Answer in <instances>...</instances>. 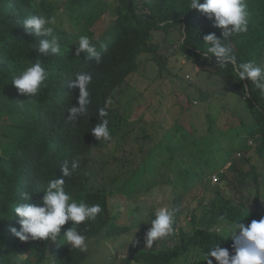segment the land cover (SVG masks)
<instances>
[{
    "label": "clouds",
    "instance_id": "1",
    "mask_svg": "<svg viewBox=\"0 0 264 264\" xmlns=\"http://www.w3.org/2000/svg\"><path fill=\"white\" fill-rule=\"evenodd\" d=\"M111 1L107 0V3H111ZM106 7L109 8V5L107 4ZM190 9H197L206 14L211 25L220 32L219 37L214 32L204 35L203 42L207 47L206 54L214 56L216 64L222 69L228 65L235 66L238 80L243 81L244 88L240 89L234 86L228 77H226L227 79L219 77L211 70L206 73L199 71L200 68L182 50L186 37L184 29H182V35H179L174 29L169 32L170 38H174V40L166 51L163 48L158 50L162 56L161 60L160 57L158 60L160 63L164 61L166 64L169 56L176 57L186 73L182 79L176 78L175 74L172 75L173 78L176 81L188 83L196 90L201 89L197 79L207 86L219 87L222 94L213 91L214 96L208 98L217 99V102L207 103L210 107V115L207 114V116L217 118L220 115H225L226 119L215 130L210 124L206 135L203 137L197 136L196 130L193 131V124L189 130L179 124H177L179 128L176 129V124L173 125L177 132L181 133L179 130L182 129L191 135V141L200 140L196 157L185 163L186 159L180 160L179 155H176L177 152L166 153L163 162L159 161L160 159L154 160L153 171L142 176L150 183L146 186L148 191L134 194L130 199H126L123 193L119 194L124 197L126 204L125 211L119 212L121 218L116 221L117 225L122 227L116 235V240L113 242L109 240L108 243L124 246L128 251V247L132 244L135 246L139 244L147 251L152 248L159 250L164 246V240L172 246L170 240L175 242L184 236L196 234L203 240H213V244L205 250L203 258L197 264H264V134L259 133L255 136L258 138L239 137L230 131L231 128L238 127L236 125L238 122L248 124L253 121L248 114L246 101L252 100L255 108L264 113V61L258 63L255 60H248L237 65L232 46L233 37H236L241 42L243 50L250 56H254L256 54L253 53V48L264 45V18L262 16L264 0H190ZM89 13L90 11H86L83 14L87 16ZM84 16L78 22L79 24L83 23L82 20L89 18ZM18 23H22L25 31L29 34L44 38L40 40L38 45H34L35 50L41 56L49 57L61 54V37L54 28L57 23L54 16L30 15ZM161 33L166 36L164 32ZM156 34L157 39L164 36L160 32ZM90 35L91 32L88 36L81 35L76 38L75 55L77 57L84 54L87 62L100 65L106 60L112 62L123 55L120 52L112 54V50L105 49L106 45L103 44H100V48H98L102 38L91 40ZM141 54H146L148 62L157 68L156 75L150 81L162 77V75L159 76V63H156L153 56L148 53ZM29 65L14 76L11 83L20 94L33 97L45 86L48 73L39 60L35 63L29 61ZM138 67L137 62L135 71L125 76L124 82L121 84L116 83L117 78L113 75V81L110 84L97 85L96 82L97 84L90 88H95L99 92L113 88L114 94L123 87L126 79L134 74ZM164 69L167 71L166 65ZM191 76L194 77V84L190 83L193 80ZM119 78L121 77L119 76ZM91 82L92 74L90 72L77 73L73 75L66 86L56 85L61 94L68 100L69 106H64L58 102H47L50 111L53 112L52 115H49V120L53 124L52 134L49 138L58 141L67 139L69 136L65 130L67 123L75 122L78 119L80 121L76 123L89 127V136L93 138V146L81 159L86 160V169L89 168V170L83 171L79 161L69 162L65 160L60 167L63 178L51 179L46 187L45 184L41 185L36 191L45 194L41 202L29 203L30 195L22 193V200L25 202L14 208V214L19 217L20 228L19 230L11 229L12 234L22 242L30 239L51 240L50 245L52 246L70 247L83 251L86 253L83 264L101 258L104 260L103 257L107 258L108 248L103 245L104 253L100 255V244L94 240L95 237L88 239L81 232L84 229L83 226L88 224L90 227L92 222L95 223L105 217L104 210L93 201V197L103 188L122 189L126 179L139 173L138 165L147 160V156L152 155V150L156 145V143L153 147L148 145L150 142L149 135L136 136L140 127L138 125L144 121H139V117L143 114L138 118L130 119L128 113L130 103L127 101L126 112L123 111L121 114L117 113L115 103L111 107V100L106 101L104 106L95 104L93 93L90 94L89 92ZM229 88L237 90L241 95L231 93L229 96L227 90ZM73 89L78 91L75 92ZM196 90L195 92H197ZM199 99L200 95L195 100ZM195 100L192 104L196 103ZM224 100H227V105L233 104V107H238L240 115L235 122L231 121L235 117L233 107L227 113L223 111L224 104L222 101ZM131 101L133 102L132 98ZM240 103H242L241 106ZM51 105H54L55 108ZM127 106L129 107L127 108ZM217 106L221 111L220 115L216 113ZM107 109L111 110L112 116L119 120V125L112 135L107 118ZM191 109L193 108L188 106V110ZM173 127L162 132V135ZM133 136L135 139L138 138L136 142H140L138 153L144 154L134 170L127 171L136 163V158L127 159L118 153L110 154L106 158L104 156H92L93 151L101 142V144L107 145L106 141L114 139L117 144H121L129 141ZM175 136L177 137V135ZM143 144L147 146V149H144ZM120 147L118 145L117 148ZM193 151H195V146H193ZM225 152L229 153L228 158L223 156ZM200 155H204L211 163V166L204 169L203 174L199 173L202 164V161L198 160ZM90 156L92 157L88 165L86 158ZM235 156L238 158H233ZM128 161H130L129 165L126 164ZM185 170H187V174L195 175V178H186L184 182H178L176 174H181ZM118 171L123 173L125 171V178L122 175L117 176L116 172ZM74 172L77 175L71 177ZM88 174L90 175L86 183L79 186L86 180ZM77 176L80 177V180ZM65 177H67L69 187L75 189L70 194H67L64 189V184L67 186ZM203 182H206V191L215 192L214 197L207 198L206 194L200 198L199 205L195 206L192 203L195 202V199L187 201L186 204V194L194 189L196 183L202 184ZM217 183L222 184L224 191L216 187L215 184ZM177 193L180 196H176ZM159 194L162 195L161 201H153L150 205L142 203V197ZM119 195L114 196V198L116 199ZM106 197L108 201L113 198L110 195ZM237 200L243 205L242 208L234 210L232 214L226 213L229 205L237 203ZM107 207L110 209L108 212L112 215V209L108 203ZM133 217H139L142 224H132L130 219ZM123 219L126 221L122 222ZM70 221L73 222L74 226L61 233L62 227ZM183 221L185 225L180 226ZM142 225H144L143 229H146V232H142L140 235ZM132 229L137 231V235L131 239L130 243H123V236H131ZM142 236H144V243L147 248H144L139 241ZM162 241L163 243H161ZM154 242L158 243L157 247L153 246ZM102 243L106 245L107 241H102ZM91 246L94 248L92 249ZM127 259L120 264H128ZM188 264H196L194 256L189 259Z\"/></svg>",
    "mask_w": 264,
    "mask_h": 264
},
{
    "label": "trees",
    "instance_id": "2",
    "mask_svg": "<svg viewBox=\"0 0 264 264\" xmlns=\"http://www.w3.org/2000/svg\"><path fill=\"white\" fill-rule=\"evenodd\" d=\"M95 3L103 4L102 10H106L108 17L112 19L97 47L100 48V44H103L106 45L105 49L112 50V54L119 52L123 54L112 62L106 60L100 65L87 62L84 54L79 57L75 55L76 38L81 35L88 36L89 27L96 19L93 12L84 16L85 10ZM107 4L109 8L106 7ZM60 9L65 12L74 10L78 15L75 20L68 23L62 19ZM37 14L56 18L57 23L54 28L61 37V54L41 56L35 50L34 45H38L44 38L29 34L25 31L23 24L18 23L23 18ZM83 16L89 18L82 20L83 23L79 24ZM262 16L264 18V12ZM171 29L176 30L179 35H182V29H184L186 37L182 50L200 68L199 71L206 73L211 70L219 77L225 79L228 77L234 86L244 88L243 81L238 80L235 66L228 65L222 69L216 64L214 56L206 54L204 35L214 32L219 37L220 32L211 25L206 14L197 9H190V0H112L111 3H107V0H61V4L56 0H0V264H45L46 261L48 264L84 263L86 253L83 251L70 247L52 246L50 245L51 240L30 239L22 242L11 232L12 228L17 230L20 228L19 217L14 214V208L25 202L22 200V193L30 195L29 203L41 202L45 194L36 191L41 185L45 184L46 187L51 179L63 178L60 167L65 160L79 161L83 171L89 170V168L86 169V160H81L93 146V138L89 136V127L76 123L80 121L78 119L67 123L65 128L69 134L67 139L58 141L49 138L53 129L49 115L53 112L50 111L47 102H58L69 106L68 100L56 85L64 87L73 75L90 72L92 82L89 92L93 93V102L104 106L106 101L111 100L112 107L115 103L112 97L113 88L99 92L90 87L97 83V85L110 84L113 81V75L117 78L116 83L121 84L125 76L135 71L141 53L151 54L156 63H159V76L163 75L166 64L164 61L160 63L162 56L158 50L163 48L166 51L167 47L172 44L174 38L169 36ZM159 32H164L166 36H160L157 42H154L153 39ZM232 46L237 65L248 60H255L258 63L264 61V45L253 48L252 51L256 54L254 56H250L243 50L241 42L236 37H233ZM159 57L160 60H158ZM37 60L43 63L48 73L46 84L36 96L22 95L11 81L21 70L30 66L29 61L35 63ZM184 83L189 91L180 93V98L185 100V104L187 103L189 107L193 108L192 102L198 99L197 93L198 96L200 95L199 102L206 106L207 103L217 102V99H208L209 94L202 91V88L196 90L195 87ZM227 90L229 96L231 93L241 95L235 89ZM222 104H224L225 113L233 107V104L227 105V100L222 101ZM160 105L162 107V100ZM246 105L253 121L248 124L238 122L236 123L238 127L231 128L230 131L239 137L258 138L255 136L259 133L264 134V113L255 108L252 100L246 101ZM51 106L55 108L54 105ZM107 111L112 135L119 125V120L112 116L111 110L107 109ZM144 116L145 113L139 117V121L144 120ZM175 127L179 128L177 124ZM179 131L181 132L180 137L175 135L166 137V133L162 135L156 142L152 155L147 156V160L138 165L139 173L126 179L122 189L103 188L95 194L93 201L102 207L105 217L95 223L92 222L90 227L87 224L83 226L84 229L81 228L86 238L95 237L94 240L98 244L102 241L116 240V235L122 227L117 225L116 221L121 217L119 212L110 215L106 196L114 197L123 193L126 199H130L134 194L148 191L146 186L150 183L142 176L153 171L154 160L160 159L159 161L163 162L166 153L173 152H177L176 155H179L180 160L186 159L185 163L196 157L200 140L191 141V135L182 129ZM119 145L122 146V143ZM193 146H195V151H193ZM223 156L228 158L229 153L225 152ZM198 160L202 161L199 173L203 174L204 169L211 166V163L204 155H200ZM129 162L126 164L129 165ZM76 175L74 172L71 177ZM89 175L84 182H80L79 186L86 183ZM121 175L125 178L126 172ZM77 178L80 180L79 176ZM176 178L178 182H184L186 178H195V175L187 174L185 170L181 174H176ZM65 180L68 187L64 184V189L67 194H70L75 189L69 187L67 177ZM176 196L180 194L177 193ZM242 206L237 200V203L229 205L226 213L232 214L234 210L241 209ZM130 222L139 224L142 221L139 217H133ZM73 226V222H68L62 227L61 233ZM143 227L144 225L140 228V235L146 232ZM170 243L173 245H168V242L164 240V246L159 250L152 248L148 251L139 244L136 246L132 244L128 247L130 252L127 259L128 264H188L192 256L197 264L203 258L205 250L213 244V240H203L198 235L192 234L182 237L179 241L170 240ZM49 247L51 254L47 255Z\"/></svg>",
    "mask_w": 264,
    "mask_h": 264
},
{
    "label": "rangeland",
    "instance_id": "3",
    "mask_svg": "<svg viewBox=\"0 0 264 264\" xmlns=\"http://www.w3.org/2000/svg\"><path fill=\"white\" fill-rule=\"evenodd\" d=\"M56 1L58 3L61 2V0ZM102 9L103 4L95 3L85 10L95 13L96 16V19L89 28V31L91 32V40H98L102 38V35L104 34L105 30L112 20L108 17L107 11ZM59 13L62 16V19H65V22L68 23L75 20L77 15L76 12H65L63 9L60 10ZM169 32H172V29L169 30ZM160 34L164 35L162 33ZM153 41L157 42V37H154ZM138 64V70L126 79L123 87L119 91L113 94L115 100L114 106L117 110V113L121 114L123 111L126 112V101L127 103H130V107L128 110L130 119L138 118L141 114L145 113L144 121L138 125L140 127L137 130L136 136L139 137L143 135H149L150 142L148 143V145H150L151 147H153L154 144L162 137V132L173 127L174 124H179L188 130L191 129V124H193V131L196 130L197 136L203 137L206 135L207 129L210 124L213 125V128L215 130L226 119L225 115H220L221 111L218 109V106L216 109V113L220 116H218L217 118L207 116V114H209L210 112V107H208V105L206 106L203 103H200L199 100H195L196 103L192 104L193 109L188 110V105L187 103L185 104V100H182L180 98V93H187L189 90L186 89V84L184 82L176 81V79L172 76L173 74H175L176 78L180 77L182 79L186 73L184 68L180 65V61H178L176 57H168L166 63L167 71L163 73L162 77L155 79L154 81L150 80L156 75L157 68H155L152 63L148 62V57L146 56V54H141L139 56ZM191 77L193 78V80L190 83L194 84V77ZM197 80L199 81L202 91H206L209 94L208 98H212L214 96L212 94L213 91H215L217 94H222L219 87H216L215 85L207 86L203 84L199 79ZM131 98L133 99V102L131 101ZM161 100L163 101L162 107H160ZM138 102L140 103L139 105L137 104ZM241 104L242 103H240V106ZM179 105L183 107L182 110V107H180ZM233 111L235 113V117L232 118L231 121L235 122L236 118L240 115L238 112V107L234 106ZM209 118L211 119V122H209ZM174 135H177L179 137L181 135V133L177 132L174 127L166 133V137H172ZM137 139H135V136H133L129 139V141L122 143V146L120 148H117L119 144H117L114 139H112L111 141H106L105 143L107 145H103L101 144V142L93 151L92 156H104L106 158L110 154L118 153L119 155H122L127 159L136 158V163L133 164V166L127 171L134 170L144 156V154L138 153L140 142H136ZM143 147L144 149H147V146L145 144H143ZM174 149L175 148H173V150ZM92 156L86 158L88 160V165L89 160ZM233 158L238 157L235 156ZM121 173L123 172L118 171L116 172V175L121 176ZM205 184L206 182H203L202 184H195L194 189L190 190L185 196L186 204L187 201L195 199V202L192 203H194L195 206L197 204L199 205V200L202 195L207 194V198L214 197L213 194L215 192L206 191ZM215 185L216 187H219L221 191H224V187L222 186V184L217 183ZM208 193H210L211 195ZM141 200L143 204L150 205L153 201H161L162 195L159 194L146 196L142 197ZM108 204L112 209V214L125 211V199L121 195H119L116 199L113 197L111 201H108ZM127 211H129L128 208ZM125 221L126 219L122 220V222ZM184 225V221L180 223V226ZM126 226L128 227L129 225ZM136 235L137 231H134V229H132L131 236H123V243H130L131 239ZM139 241L143 244L144 248H147L144 243V236L140 237ZM103 245L104 247L106 246L108 248V251L106 252L107 258L104 260L101 258L100 260L88 261L86 264H120L124 263L125 259H127L129 251L126 247L117 246L108 242L106 245L105 243L100 244V255H103L104 253V247H102ZM157 245L158 243L156 244L154 242L153 246L157 247ZM91 248L93 249L94 246H91ZM87 251H89V248H87ZM50 254L51 250L49 247L47 255ZM23 257H25V255H23ZM45 264H48V261H46Z\"/></svg>",
    "mask_w": 264,
    "mask_h": 264
}]
</instances>
